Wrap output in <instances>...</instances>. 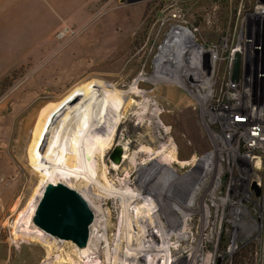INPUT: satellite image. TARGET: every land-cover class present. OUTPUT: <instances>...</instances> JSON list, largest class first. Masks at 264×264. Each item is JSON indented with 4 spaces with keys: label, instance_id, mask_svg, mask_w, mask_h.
I'll use <instances>...</instances> for the list:
<instances>
[{
    "label": "rangeland",
    "instance_id": "1",
    "mask_svg": "<svg viewBox=\"0 0 264 264\" xmlns=\"http://www.w3.org/2000/svg\"><path fill=\"white\" fill-rule=\"evenodd\" d=\"M65 24L34 50H26L18 63L0 64V264H72L69 260L77 259L76 243L44 235L41 228L36 232L27 223L26 207L39 177L20 155L17 141L27 125L39 129L47 121L46 105L57 99L62 104L73 88L95 84L107 85L103 91L110 98L113 90L123 92L124 115L106 155L92 148L77 165L91 181L88 199L99 205L97 226L89 231V236H99L91 259L97 264L148 260L138 252L144 240L140 216L145 214L143 221L159 235L156 209L134 182L139 167L157 161L158 190L168 189L177 201L182 194L192 195L180 203L187 215L178 212V227L169 231L181 257L201 242L203 264H264V149L249 150L242 135L232 137L226 130L229 114L239 108H255V117L264 121V0H86ZM177 29L183 32L175 33ZM7 39V33H0V44ZM7 53L0 48V62L13 59ZM236 53L239 67L232 81ZM194 59L206 76L194 77ZM172 61L190 72L170 68L180 77H161L157 70ZM110 108L105 123L113 127L115 108ZM154 109L158 114L152 117ZM115 142H128L127 156L111 168L108 156ZM163 145L164 154L174 148L180 162L190 163L165 165L163 153L140 154ZM253 181L261 188L258 196L251 189ZM109 185L127 188L139 199L130 198L125 212L126 201L102 191ZM75 188L86 191L82 182ZM15 227H27L28 235L17 237ZM177 231H184L188 240L178 242ZM164 263L158 255V264Z\"/></svg>",
    "mask_w": 264,
    "mask_h": 264
},
{
    "label": "bare ground",
    "instance_id": "2",
    "mask_svg": "<svg viewBox=\"0 0 264 264\" xmlns=\"http://www.w3.org/2000/svg\"><path fill=\"white\" fill-rule=\"evenodd\" d=\"M180 31L182 30H174L175 33H178ZM187 38L189 39L188 36ZM197 61H195L196 69H191L192 71H194V77L198 75L199 77H202L204 74L206 76V71L200 69L201 66L200 64H197L199 63ZM170 68H176L178 71L190 72V69L188 70L186 69V67L182 68L180 62L179 64L174 65L173 61L172 63H168V65H166V67H163L161 70L157 68V72H159L161 77H169L170 79H177V77H180L178 73L176 75H172L173 70H169ZM200 70L204 72L202 73ZM180 81L181 80H179V82ZM134 83L136 84V81ZM98 85L99 84L87 86L80 90L73 88L72 90H70L69 93L66 92V95L69 96V98L66 99L62 104H59V102L57 103L58 99L52 102L51 104H45L46 106L43 109L45 110L46 115L49 114V117L47 116L48 118H46L47 121H45L43 125L39 126V129L38 126H36V124L34 123L30 125L31 127L27 125L28 131H26V133L18 139L17 146L19 148V152L21 151L23 153L20 155L27 157V160L34 165L35 172L39 177L38 184L34 189L30 197V201L28 202L26 207L28 213L27 223L32 224L30 217H32L33 215L36 203L42 194L45 184L47 182L56 181H61L65 183V185L77 190L87 200L86 202L88 206L96 216L99 210V205L91 203L87 196V188L89 191V183H91V181H89L88 178L81 173L77 165L80 161H83L90 155L89 153L92 148L95 153L97 152V154L101 155L102 157L106 155L107 149L112 143V133L114 132L115 127H117V124L121 122L124 115L123 112H121V110L124 109L120 106V98H122L121 96H123V92L113 90L114 92L112 94V97L110 98L103 91V88H105L107 85L102 84V88H99ZM66 95H64L61 99L63 100ZM82 105H84V108H82ZM111 106L115 108L111 114L113 127L105 123V116H107L110 112ZM90 109H93L94 112L91 113ZM152 114V117L156 116L158 114V109H154V111H152ZM96 115L97 118H99L97 122L96 120H94V117ZM95 132H97L96 134L99 136L100 140L98 139V141L97 136L96 139H93V133ZM127 143L128 142L122 143V151L124 155L121 156L120 163L114 164L111 162V168H117L124 161L125 157L127 156ZM115 144H121V142H115ZM165 149L166 148L164 145L159 151H157L156 149H149L147 147L144 148L143 151H140V154L146 155V153H149V151L151 150V153L149 155H154L155 157L163 153V157H161V159L166 163L165 165H167V163L170 165L174 161H177L183 165H187L190 163L189 161L180 162V160L177 159V155L174 148L168 150V153L164 154L163 151H165ZM156 162L157 161H154L152 164H150L149 168L139 167V175L134 182V186L136 190L139 191V193L143 192L150 198H152V205L156 209L154 217V227L158 228V231L160 232L159 235L155 234V232H153V230L151 229L150 223L148 224L146 223V221H143L145 218V214L141 216L139 215L141 218L139 224H141L140 226L143 231L142 235L144 240L142 245H140L141 248L138 252L142 251L146 253L149 257L148 260H145V263L143 264H154V262L155 264H158V255L165 259L164 264H178L180 262H186L187 264H203L201 257H199V251L202 250L201 242H197V244L193 245L191 247L190 254L183 257L179 255L181 250L175 249L171 244V239H169V237L172 236V234L170 235L169 231L172 229L175 230L178 227V214L182 213L183 215H187L180 203L182 202V204H185V201H187L188 199L190 201L192 195L187 197V195L183 196L182 194V196H180L177 201L172 198V193L168 189H165V191L163 189L158 190V185L156 182H158L159 180L157 178L158 175H160L158 172L160 166H158ZM142 171L146 172V174L143 175ZM92 173L94 174L93 168ZM80 182H82V185L83 187H85L86 191L84 190V188H81L82 190L75 188V186L77 187V183ZM102 191L104 192V194H106V196L118 198L123 200L124 202L126 201L125 212H128L127 202H129V199L133 197L136 200V198H138V194L135 195V192L133 193L127 190V188L117 190L114 189L112 185H109V187L103 186ZM147 215L149 217L148 213ZM95 222L96 217L94 219L93 224L90 225L89 231L90 228L95 224ZM206 224L207 221L204 220L203 224H201L202 230L203 227H206ZM33 227L35 228V231H41L35 226ZM25 232H27L28 235L29 231L27 227H19V229L17 228V230L15 227L13 234L18 237L25 234ZM41 233L44 235H48L42 231ZM88 238L89 240L86 246H76L77 250H75V256L77 258V261L69 258V262H71L72 264H97V259H95L96 261L92 260L91 256L94 253H97L95 247L97 246L99 236L97 233L92 234L90 232V236ZM176 238L178 242L188 240V238L184 234V231H177ZM142 259V256H140L139 260L142 261ZM205 261L207 262V260Z\"/></svg>",
    "mask_w": 264,
    "mask_h": 264
},
{
    "label": "crops",
    "instance_id": "3",
    "mask_svg": "<svg viewBox=\"0 0 264 264\" xmlns=\"http://www.w3.org/2000/svg\"><path fill=\"white\" fill-rule=\"evenodd\" d=\"M85 2L86 0H0V33L8 34L7 41L5 44L1 42L0 48L8 51V56L13 58L0 64L18 63L26 55V50H34L42 40L66 26L65 22L79 12Z\"/></svg>",
    "mask_w": 264,
    "mask_h": 264
},
{
    "label": "water",
    "instance_id": "4",
    "mask_svg": "<svg viewBox=\"0 0 264 264\" xmlns=\"http://www.w3.org/2000/svg\"><path fill=\"white\" fill-rule=\"evenodd\" d=\"M239 67V54L234 56L231 80L236 81ZM123 156L122 144H115L109 154L112 163H120ZM255 196L260 195L261 188L257 181L251 182ZM87 200L74 188L61 181L47 182L39 197L33 215L32 223L51 236L71 240L79 247L87 245L89 227L94 220V213Z\"/></svg>",
    "mask_w": 264,
    "mask_h": 264
},
{
    "label": "built area",
    "instance_id": "5",
    "mask_svg": "<svg viewBox=\"0 0 264 264\" xmlns=\"http://www.w3.org/2000/svg\"><path fill=\"white\" fill-rule=\"evenodd\" d=\"M255 108L241 110L240 108L230 113L226 123L227 133L232 137L243 136L249 150L264 149V121L255 117Z\"/></svg>",
    "mask_w": 264,
    "mask_h": 264
}]
</instances>
